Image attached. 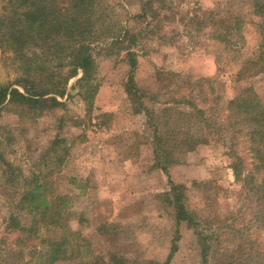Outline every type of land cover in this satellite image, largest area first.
Segmentation results:
<instances>
[{"label": "rangeland", "instance_id": "obj_1", "mask_svg": "<svg viewBox=\"0 0 264 264\" xmlns=\"http://www.w3.org/2000/svg\"><path fill=\"white\" fill-rule=\"evenodd\" d=\"M252 11L242 0H101V29L109 26L118 32L114 38L104 37L93 44L98 65L94 81L99 85L93 110L88 112L87 103L78 96L70 97L64 108L34 111L11 103L1 107L0 148L14 173L3 178L2 163L0 258L10 245L25 256L35 245L34 235L11 226L9 215L17 212L13 200L22 188L17 182L16 186L6 182L9 177H32L41 170L45 175L55 169L52 172L58 175L53 159L41 154L60 131L58 118L62 116L66 121L59 149L69 147L70 155L62 171L64 179L57 178L54 187L57 193L73 196H69L74 213L69 223L87 238L94 255L106 259L109 252L119 251L130 259L166 260L176 236L172 207L165 196L171 178L190 187L189 201L210 225L222 227L215 234L220 241L214 243L217 253H212L211 263L233 261L228 254H238L232 252L236 239L241 243L257 237L259 230L253 226L237 235L225 228L231 222L255 224L254 205L239 191L226 149L218 142H204L173 164L169 173L155 167L153 128L143 114L134 112L127 93L132 73L127 52L136 55V85L159 101L160 108H172L166 117L171 118L169 125L198 133L196 120L175 110L173 100L191 99L207 109L209 105L215 110L225 107V99L216 103L215 98L235 92L240 83L234 81L233 72L259 53V18ZM239 17L244 20L241 27ZM124 32L122 42L115 43ZM18 75L12 55L0 47V84L19 87L15 84ZM263 75L261 71L256 76L255 87L264 101V78H259ZM80 76L70 79L69 89ZM194 180L210 185L198 189L192 185ZM19 216L23 223L31 220L27 213ZM182 230L184 236L171 264H202L195 234L185 225ZM261 237L263 241L264 234ZM256 248L250 251L245 246L235 264H264V246ZM8 259L10 264L20 263L18 255Z\"/></svg>", "mask_w": 264, "mask_h": 264}, {"label": "trees", "instance_id": "obj_2", "mask_svg": "<svg viewBox=\"0 0 264 264\" xmlns=\"http://www.w3.org/2000/svg\"><path fill=\"white\" fill-rule=\"evenodd\" d=\"M242 1L248 2L252 13L259 18L256 24L260 31V46L259 53L244 60L236 73L233 72L234 81L239 82L240 86L236 90L234 88L235 92L231 95L229 93L224 98H215L216 103L225 99L223 109L215 110L211 105L207 109L191 99L173 100L175 110L196 120L198 133L193 132L192 128L171 127V118L166 117L170 115L172 108L166 106V103H163L166 107L160 108L159 101L136 85L133 71L137 66V59L132 51L127 52L132 69L127 82V93L134 112L143 114L153 128L152 152L158 169L169 173L173 164L204 142L222 144L226 149L225 155L230 159L236 184L240 186L239 191L243 192L245 200L255 208L254 225H236L231 222L225 228L240 235L252 230L254 226L259 230L257 237H254L256 239L247 237L239 243L236 237L232 251L238 252L236 257L230 253V248L225 249L226 253H230L228 256L233 257V261L211 263L214 243L220 241L215 234L222 227L214 228L204 215L199 214L200 210L189 201L190 187L187 184L170 178V189L165 192V196L172 207L176 236L166 260L130 259L119 251L109 252L106 259L94 255L87 238L75 231L69 223L74 215L70 211L72 198L69 196H73L57 193L54 187L57 178L64 179L62 171L67 166L70 155L69 147L59 149L64 142L62 128L66 121L60 116V131L41 154L42 158L53 159L55 168L59 169L58 175H54L53 169L45 175L41 170L32 177L19 175L7 179L6 183L14 185L17 182V186L22 188L18 199L13 200L18 213H10L11 226L34 235L36 242L28 256L16 253V248L10 245L1 255L0 264H10L8 257L17 255L20 257L19 264H171L179 248V241L184 236V225L195 234L202 264H235L243 256L245 246L250 251L256 250V246H264V239L262 241L261 237L264 234V101L255 87L258 81L256 76L264 71V0ZM142 8L145 15L146 7ZM100 9L101 0H0V47L12 55L19 74L15 80L19 87L0 84V110L7 103L34 111L64 108L68 105L67 100L74 96L87 103L88 112L93 110L99 88L94 81L98 65L93 55V44L104 37L114 38L118 32V29L109 26L101 29ZM237 19L241 27L244 20L241 17ZM125 36V32L120 33L115 43L120 44ZM252 67L257 69L253 71ZM246 71L250 73L246 75ZM80 73L76 84L69 89L70 79ZM259 78L263 79L264 75ZM242 82L246 84L241 85ZM65 97L66 100H62ZM246 141H249L248 146L242 145ZM242 151L246 153L243 154ZM2 163L5 165L2 170L3 178L8 177L9 172L14 173V167L5 159L0 148V167H3ZM208 183L192 181V185L198 189H205L210 185ZM20 213H27L31 217L30 222L23 223ZM225 259L221 257V260Z\"/></svg>", "mask_w": 264, "mask_h": 264}]
</instances>
